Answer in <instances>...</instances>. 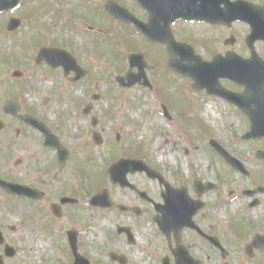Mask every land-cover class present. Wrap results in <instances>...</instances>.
Masks as SVG:
<instances>
[{"label":"rangeland","instance_id":"rangeland-1","mask_svg":"<svg viewBox=\"0 0 264 264\" xmlns=\"http://www.w3.org/2000/svg\"><path fill=\"white\" fill-rule=\"evenodd\" d=\"M107 1L119 3L145 20L144 12L135 0L24 1L23 14L21 10L15 13L23 16V24L17 34L7 36L5 51L0 54L8 64L7 68L26 70V83L22 87L24 100L50 99L46 108L50 119L62 123L66 145L79 153L73 152L71 157L76 170L71 165L70 174L65 175L73 183L71 186L77 187L80 180L87 203L105 189L120 203L140 205L131 191L110 184L104 173L113 163L128 159L143 161L178 184L191 185L196 179L210 182L215 185L209 192L212 198L216 194H225L226 189L242 192L257 185L264 188V161L256 159L258 152H264V138L242 141L249 128L242 126L236 109L216 98L208 101L207 92L195 90L190 77L169 68L166 46L146 42L133 26L112 19L104 10ZM172 32L177 42L191 47L205 62L226 54L222 40H217L212 33L194 37L190 27L179 28L178 25ZM41 46L63 47L70 51L79 66L86 70L85 76L70 82L61 67L51 69L44 64L36 65L31 56L36 53H33L34 49ZM134 51L142 52L151 66L145 70L151 86L120 89L113 76L126 70V58ZM257 54L264 61V44L258 47ZM134 71L137 72L135 68ZM220 83L233 93L243 91L230 81L220 80ZM93 95H99V99L93 101L92 115L98 120L94 128L91 126L92 115L85 116L81 112ZM207 108L210 110L206 115ZM159 120H162V126L158 124ZM93 130L102 136L103 142L99 146L92 142ZM116 135H119L118 141ZM212 140L221 141V146L236 158L247 156L241 158L244 168L248 169L247 175L234 171L212 152ZM251 146L254 147L251 149ZM183 148L184 152L188 151L187 155ZM76 162H80V171ZM128 180L139 190L153 196L158 194L157 183L142 173L129 174ZM82 181L84 186H81ZM239 191L234 192L238 197L227 200L216 214L222 218L229 214L223 220L230 224L227 245L232 238L238 247L236 251L231 249L235 255L229 259V264H250V261L242 260L244 249L240 252V247L264 229V196L259 195L258 206L246 208L247 216L241 211L249 200ZM28 209L31 210L26 208L25 214H30ZM133 220L147 221L148 217L128 218L119 212L88 207L83 201H80L78 211L70 212L69 219L70 223L78 225L84 248L91 254L100 253V249L102 253L113 252V248L122 252L150 251V248L145 249L143 242L147 240L149 246L156 244L152 236L141 238L136 247L129 249L122 243L113 246V240L109 239L108 231H112L113 221L127 223ZM36 232L34 236L39 235L37 238L44 240L46 253L51 248L50 255L58 259L46 256L40 264H72V256L59 236ZM235 234L237 237H233ZM101 258L106 264V257Z\"/></svg>","mask_w":264,"mask_h":264},{"label":"flooded vegetation","instance_id":"flooded-vegetation-1","mask_svg":"<svg viewBox=\"0 0 264 264\" xmlns=\"http://www.w3.org/2000/svg\"><path fill=\"white\" fill-rule=\"evenodd\" d=\"M24 1L27 3L30 0H20L12 11H0V54L5 51L7 36L17 34L23 24V16L15 13L21 10L23 14ZM207 3L209 10H213L215 5V11L221 13L226 21H178L176 24L190 25L194 37L212 33L217 40H222L226 52L247 57L250 46L246 38L252 27L245 20L254 21L257 28H264V0H207ZM144 16L147 17L145 12ZM231 17L238 19L229 23ZM10 18L18 20V28L7 29ZM262 44L264 41L257 40L253 47L258 51ZM3 58H0V264H40L46 256L56 260L50 255L51 248L46 253L43 238L34 236L36 231L59 236L72 256V264L77 256L83 259L80 264H103L102 256L106 257V264H229L238 247L232 238L227 245V227L230 224L223 220L229 214L222 218L216 212L222 209L221 205L227 204V200L238 196L225 190V194H216L212 198L209 195L212 189L199 192L194 188V181L191 185L178 184L164 176L165 182H156V196L139 190L135 185V188H125L134 194L140 205L120 203L111 194V205L107 207L87 203L84 187L83 192L80 189V180L74 188L66 178L71 165L75 168L71 157L77 151H71L66 145L62 123L50 119L46 110L50 99L46 97L40 102L24 100L22 87L26 83V70L7 68L8 64ZM31 60L34 61V54ZM24 64L27 65L26 61ZM232 106L242 126L249 128L246 112ZM250 106L254 107V104ZM210 149L220 156L211 145ZM76 163L80 171V162ZM81 186H84L83 181ZM180 188H184V191H179ZM139 191L147 195L141 196ZM240 193L249 200L241 211L248 216L246 208L258 206L261 202L259 195L264 196V191L252 197ZM80 201L89 207L119 212L128 218L148 217L147 221H113V229L108 231L113 246L122 243L125 249L133 248L146 236L154 237L157 243L149 246L145 240V249L150 248V251L139 253L122 252L116 248H113V252L102 253L100 249V253H95L96 258L95 254L84 248L78 225L69 221L70 212L78 211ZM118 205L127 210L119 209ZM26 208L31 209L27 210L30 214H25ZM156 218L161 221H155ZM261 233H264V229ZM233 237H237V234ZM245 247L246 243L240 247V252L244 249L242 260L250 261V264H263L264 246L262 250L252 247L248 252Z\"/></svg>","mask_w":264,"mask_h":264},{"label":"water","instance_id":"water-1","mask_svg":"<svg viewBox=\"0 0 264 264\" xmlns=\"http://www.w3.org/2000/svg\"><path fill=\"white\" fill-rule=\"evenodd\" d=\"M137 1L149 13L147 23L138 20L124 8L112 2H108L105 7L116 19L124 23H133L150 41L166 44L170 55L169 67L183 75L191 77L194 81L193 87L195 89L205 88L208 93L226 98L245 110L251 119V129L244 137L249 138L264 135V61L257 56L254 49H251V56L248 59H242L235 54H226L224 57L216 56L212 61L205 62L199 56L194 55L193 50L189 46L175 42L170 32V25L176 19H207L201 14L202 0ZM196 1L200 4H196ZM17 2L18 0H0V10L12 8ZM215 18L221 21L219 16L215 15ZM208 20L212 21L211 18ZM16 26L17 23L15 20L9 22V28H15ZM255 39L264 40V28H253L252 33L248 36V40L253 42ZM177 56H179V60L176 58ZM127 60V71L123 75L115 77L118 86L125 88L131 87L136 83H139L141 86L150 85L144 73V68L147 67V64L143 55L131 53L128 55ZM41 61H46L53 68L58 65L63 66L66 74L70 70H73L76 75L71 80H77L85 74V71L77 66L75 60L63 50L40 48L36 56V62L40 63ZM134 66L138 68V73L132 72ZM142 77L144 78L143 82L140 81ZM220 78H229L238 84L244 85V93L236 94L224 89L219 84ZM251 103L255 104L254 108H250ZM87 107L89 109L91 105ZM94 140L97 143L101 142L98 136L94 137ZM213 146L224 155L233 167L241 169V165L235 159L231 158L221 147L214 142ZM120 167H124V170L118 174ZM136 170H145L149 176L160 179L156 172L147 168L142 162L129 160H123L114 164L109 169V172L112 182H118L124 186L127 184L125 178L127 171L135 172ZM93 203L101 206L109 205L106 190L94 196ZM259 239H264V236H255L252 244ZM249 247L247 246L248 251ZM81 261L83 259L77 256L76 264H80Z\"/></svg>","mask_w":264,"mask_h":264},{"label":"bare ground","instance_id":"bare-ground-1","mask_svg":"<svg viewBox=\"0 0 264 264\" xmlns=\"http://www.w3.org/2000/svg\"><path fill=\"white\" fill-rule=\"evenodd\" d=\"M208 110H210V109L207 108V110H205V114H206V115L209 114V111H208ZM206 111H207V112H206ZM211 114H212V113H211ZM212 115L215 116V113H213ZM162 123H163L162 120H159V123H158V124H159L160 126H162ZM213 123H214V122H213Z\"/></svg>","mask_w":264,"mask_h":264}]
</instances>
